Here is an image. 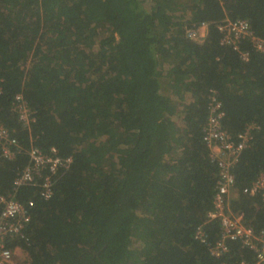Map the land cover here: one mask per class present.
<instances>
[{
  "label": "trees",
  "instance_id": "1",
  "mask_svg": "<svg viewBox=\"0 0 264 264\" xmlns=\"http://www.w3.org/2000/svg\"><path fill=\"white\" fill-rule=\"evenodd\" d=\"M226 19L264 40V0H0V125L20 150L0 159V195L13 193L31 147L72 160L49 200L36 186L15 192L33 204L23 238L8 244L25 255L17 264H254L239 243L216 259L194 238L199 226L210 244L220 234L207 219L212 95L233 140L252 127L230 206L264 230V204L244 193L264 173V55L248 40L221 45ZM203 24V43L186 37Z\"/></svg>",
  "mask_w": 264,
  "mask_h": 264
},
{
  "label": "built area",
  "instance_id": "2",
  "mask_svg": "<svg viewBox=\"0 0 264 264\" xmlns=\"http://www.w3.org/2000/svg\"><path fill=\"white\" fill-rule=\"evenodd\" d=\"M220 34V44L230 47L233 51H239L240 43L248 40L254 50L264 55V40L256 37L247 21L224 20L217 26ZM207 35V25H201L197 29L186 30V37L198 44L204 42ZM242 60L246 61L247 53H240ZM209 116L203 130V141L209 149L211 162L218 168V179L215 186L213 208L207 214L208 222L215 221L219 224V238L210 244L207 242L202 226H199L194 234L195 240L208 247L209 254L221 259L229 253V243H239L243 249L253 253L254 264H264V230L256 231L246 226L243 222V214L234 212L230 202L235 199V179L232 169L238 162L239 155L249 146L252 140L249 127L237 135L233 140L221 128L223 112L221 104L212 95L209 97ZM14 111L23 126L33 121L31 113L21 96H16ZM20 152L17 142L11 137L7 129L0 125V159L12 160ZM29 162L23 171L18 174L13 183V193L0 195V264H16L17 252H22L18 247L13 249L8 246L14 237L23 238L22 232L30 221V208L32 202L23 204L16 200L15 192L23 186L39 187L40 196L43 200H49L53 193L54 178L58 172L67 171L72 162L71 158H61L57 152L51 149L48 154L42 153L37 148L31 147L27 152ZM247 194H256L264 204V173H260ZM221 264H250L245 259L234 263Z\"/></svg>",
  "mask_w": 264,
  "mask_h": 264
},
{
  "label": "rangeland",
  "instance_id": "3",
  "mask_svg": "<svg viewBox=\"0 0 264 264\" xmlns=\"http://www.w3.org/2000/svg\"><path fill=\"white\" fill-rule=\"evenodd\" d=\"M24 260H25V255L23 254V252H17L16 253V257H15L16 264L19 263V262H22Z\"/></svg>",
  "mask_w": 264,
  "mask_h": 264
}]
</instances>
